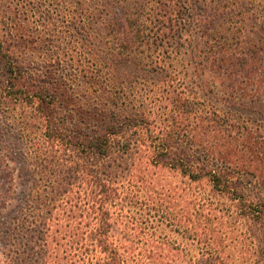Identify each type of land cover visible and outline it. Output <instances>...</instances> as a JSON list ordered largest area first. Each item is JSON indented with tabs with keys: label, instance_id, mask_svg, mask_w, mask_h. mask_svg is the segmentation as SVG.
<instances>
[{
	"label": "trees",
	"instance_id": "obj_1",
	"mask_svg": "<svg viewBox=\"0 0 264 264\" xmlns=\"http://www.w3.org/2000/svg\"><path fill=\"white\" fill-rule=\"evenodd\" d=\"M27 5L0 19L7 264H264V0ZM145 159L226 201L146 212L118 188Z\"/></svg>",
	"mask_w": 264,
	"mask_h": 264
},
{
	"label": "rangeland",
	"instance_id": "obj_2",
	"mask_svg": "<svg viewBox=\"0 0 264 264\" xmlns=\"http://www.w3.org/2000/svg\"><path fill=\"white\" fill-rule=\"evenodd\" d=\"M29 0H24L20 5L15 3L12 0H0V19L4 18L2 15L6 12L7 7H11L12 10L17 11L20 13L21 17L25 16L28 10V3ZM39 0H35L38 3ZM19 6L18 9H16ZM33 20V18H31ZM33 25V23L30 22ZM20 45L22 43L20 42ZM42 53V54H41ZM47 50H43V52L39 50H28L26 52V59L27 63L31 64L30 69L33 70L35 73H38L41 77L45 80H49V72L51 70V63L46 56ZM64 71H61L63 73ZM82 82V81H81ZM83 85V83H82ZM81 87V85H79ZM88 99H84L86 103ZM94 105H98L94 102ZM19 153V152H18ZM18 157L22 159L21 154H18ZM146 161L137 163L135 168L129 172H124L125 170H119L120 176L123 178L118 179V188L122 195H129L131 193V198L136 196L137 202H144L143 207L146 208V212H152L150 209H153V206L159 207L158 210L162 211V208L167 209L168 211L173 212L178 218L182 219V221H186L184 215V201L190 194V198L192 195L195 194L201 203L206 202L208 199L215 200V203H221V201H226L221 197H217L212 191L211 187L206 181H202L199 183H189L187 179L181 177L178 173H174L168 171V169H164L162 167H154L150 163ZM0 184L5 183V185H9L11 181H9V177L5 174V177L2 175L0 176ZM17 179L14 182V188L18 189L16 186ZM12 183V182H11ZM134 185L135 187H132ZM187 185H189L188 190L184 191L183 189H187ZM117 186V185H115ZM140 205V206H141ZM139 206V205H138ZM205 211L209 209H213L212 205H205ZM125 211V210H124ZM125 213V212H124ZM153 213V212H152ZM117 231L120 234L123 232V227L125 226L124 218H119L117 222ZM2 245H0V264H7L5 261L6 254L12 259H16V255L14 251L17 249L15 245H10L7 248V251H3L2 254Z\"/></svg>",
	"mask_w": 264,
	"mask_h": 264
}]
</instances>
